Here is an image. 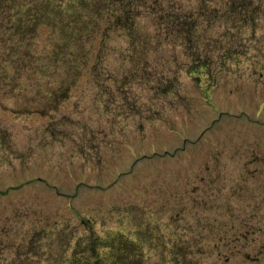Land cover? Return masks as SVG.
<instances>
[{
	"label": "rangeland",
	"instance_id": "obj_1",
	"mask_svg": "<svg viewBox=\"0 0 264 264\" xmlns=\"http://www.w3.org/2000/svg\"><path fill=\"white\" fill-rule=\"evenodd\" d=\"M157 1L105 33L88 0L82 49L52 1L37 62L0 43V264H264V0Z\"/></svg>",
	"mask_w": 264,
	"mask_h": 264
},
{
	"label": "trees",
	"instance_id": "obj_2",
	"mask_svg": "<svg viewBox=\"0 0 264 264\" xmlns=\"http://www.w3.org/2000/svg\"><path fill=\"white\" fill-rule=\"evenodd\" d=\"M52 1L54 0H46L45 4L42 7L43 8L42 12H39V13L37 12L35 15L32 13V11L29 12V10H26L24 14L14 12L11 15H7L3 17V21L0 22V43H2L4 40L13 41L14 43L9 47L4 48L7 51H4L5 57L2 61H4L5 63H11L13 65H15L16 63L21 64L22 62L20 61V58H21L22 42L27 39H28L27 44L29 47L28 49L27 48L25 49L24 55L26 59L29 62L31 61L33 62V60H35L36 62L40 61V59H38L36 54H34V49H33L34 41H35L34 37L37 36L35 32L38 33L39 30L37 29L39 28L40 25H43V24L47 26L50 25L52 27L55 26V21L54 23L49 22L50 20H52L51 18L54 16L53 11L54 12L58 11L59 14H61V12L63 13L67 11V9L62 6H60L59 8H57L56 6L50 7ZM122 1L126 2V5H125L126 7L122 8L121 6ZM136 1L138 0H102V3H103L102 7L101 8L96 7V11H98L99 20L101 21V23L107 20L110 21V23L104 27L105 33L106 32L109 33V31L114 30V28H120V29H124L130 32V30L135 27V24L137 23V20L139 19L140 16H142L143 14H147V12L150 9L154 10V8L156 7L155 6L154 8H148L147 10L140 11L132 7L131 5V2L133 3ZM159 1H157V5L159 4ZM246 1L247 0H231L232 3L228 11L234 14V6L239 5L240 7H242V11H243L240 13L239 18H243V20H245L247 17L244 12L246 11V9L243 8V3H246ZM62 2H64V0H59L58 4H61ZM76 2L74 3L79 4L80 6L73 7L74 11L73 13H71V17L68 20V26L78 25V31L81 29L80 38L75 41L78 43L77 45L78 49H82L84 48V44H85L84 43L85 39H83V37L89 36V33L93 30L91 29V25L87 22V20L83 18L82 8L87 7L86 3L88 2V0H76ZM119 9L122 11L120 15L117 13ZM155 11L157 10L155 9ZM214 12L216 14V11ZM115 13L116 15H114ZM181 16H179L178 18L182 19ZM219 16H220L219 14L215 15V17H219ZM169 17H175V16L170 15ZM80 19H83V20L81 21L80 24H78ZM163 19H164L163 21H165V18ZM167 22H169V20H167ZM172 23L174 22L172 21ZM102 39L104 40V38ZM16 41H18V43L15 44ZM67 42H69V36L66 40V43ZM64 45L65 43L62 44V46ZM70 47L71 46L68 44L67 48H70ZM22 52H24V50H22ZM70 60H67V57H62L63 62L67 63ZM11 77H12V74L8 76V79H11Z\"/></svg>",
	"mask_w": 264,
	"mask_h": 264
}]
</instances>
